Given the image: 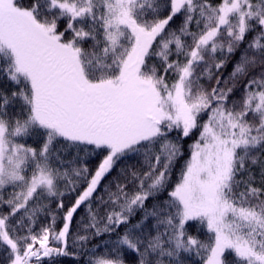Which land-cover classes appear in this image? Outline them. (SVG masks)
<instances>
[{
    "label": "snow or ice",
    "instance_id": "1",
    "mask_svg": "<svg viewBox=\"0 0 264 264\" xmlns=\"http://www.w3.org/2000/svg\"><path fill=\"white\" fill-rule=\"evenodd\" d=\"M64 257L264 264V0H0V264Z\"/></svg>",
    "mask_w": 264,
    "mask_h": 264
},
{
    "label": "trees",
    "instance_id": "2",
    "mask_svg": "<svg viewBox=\"0 0 264 264\" xmlns=\"http://www.w3.org/2000/svg\"><path fill=\"white\" fill-rule=\"evenodd\" d=\"M188 143H191V141H188ZM185 148H187V143L185 144ZM193 234H195L194 229H193ZM61 264H76V262L72 257H64L61 258Z\"/></svg>",
    "mask_w": 264,
    "mask_h": 264
}]
</instances>
